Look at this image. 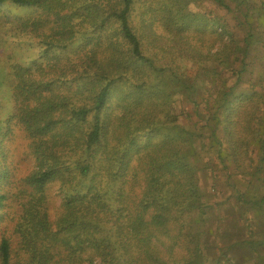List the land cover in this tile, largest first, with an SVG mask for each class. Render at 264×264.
I'll return each mask as SVG.
<instances>
[{"label":"trees","instance_id":"16d2710c","mask_svg":"<svg viewBox=\"0 0 264 264\" xmlns=\"http://www.w3.org/2000/svg\"><path fill=\"white\" fill-rule=\"evenodd\" d=\"M4 2L34 10L8 21L37 57L0 121V264H264V192L232 182L264 183V0ZM203 170L236 191L245 261Z\"/></svg>","mask_w":264,"mask_h":264},{"label":"rangeland","instance_id":"374dc122","mask_svg":"<svg viewBox=\"0 0 264 264\" xmlns=\"http://www.w3.org/2000/svg\"><path fill=\"white\" fill-rule=\"evenodd\" d=\"M203 5V9L206 8ZM195 8L202 9L201 6L195 5ZM33 9L28 6H18L11 2H4L0 5V121L5 123V118L14 112L13 102L11 101L12 93V79L9 72H12L14 65H24L25 63L33 60L37 57L35 47L30 43L29 35L18 34L15 35L16 31L13 24L8 20H13L16 17H25L33 13ZM258 73L264 75V65H260L256 70L255 75ZM22 140L16 142V148L12 161L19 164V168L16 171V178L20 177V171L25 169L29 165V157L26 154L27 150ZM258 149L256 148L254 156L257 158ZM219 161H214L213 165L217 167ZM253 168L252 170H254ZM248 170V168H246ZM264 172V166L262 168ZM248 177L233 176L232 182L236 181L239 190L245 192L247 196H252L253 193L257 197H260L264 192V183L261 179H258V175ZM18 184V183H16ZM200 184L206 191L205 199L212 203L213 201H219L222 204V208L226 211V218L224 221V228L227 231L224 236L226 243L234 244L232 248V254L235 260L242 262L250 257L248 251L239 242L243 238V230L245 229L244 221L240 218L239 211L236 207L238 200L236 198V191L230 187V184H226L225 176L219 177L216 181H213L211 176L206 171L200 172ZM214 184V185H212ZM17 186L13 189L15 193ZM17 206V205H16ZM15 206V207H16ZM250 218L255 229L259 232V239L263 241L264 230V215L260 213L258 208L254 205L248 204ZM8 215H12L14 207H7ZM259 252L264 254V244L258 246ZM89 264V263H84Z\"/></svg>","mask_w":264,"mask_h":264}]
</instances>
